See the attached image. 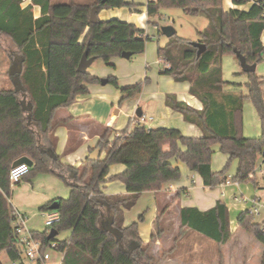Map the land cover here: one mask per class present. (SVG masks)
<instances>
[{
    "label": "trees",
    "instance_id": "16d2710c",
    "mask_svg": "<svg viewBox=\"0 0 264 264\" xmlns=\"http://www.w3.org/2000/svg\"><path fill=\"white\" fill-rule=\"evenodd\" d=\"M134 1H68L66 4L57 0H32L22 8L23 0H0V44L5 40L11 45L13 56L21 66L19 77L26 100L32 105L31 124L27 125L28 113L20 104L22 94L13 89L0 90V264L2 254L10 261L19 258L12 224L13 207L9 203L8 172L20 160L27 159L32 164L22 180L44 173L60 178L70 189L67 199L55 200L54 209L59 214L56 223L42 232L32 231L33 237L42 241L44 249L56 242V252L63 255L60 264H151L148 251L160 234L161 218L176 204L181 191L176 192L167 206L155 215L154 230L147 243H143L138 235V222L123 226V217L125 211L135 206L141 194L159 193L162 185L180 179L181 172L171 160L184 163L188 170L201 177L206 190H213L228 181L226 172L232 161H236V172L230 182H248L249 175L255 172L258 157L264 155V78L256 72L242 73L247 76L244 84L246 97L253 104L261 132L260 137L245 138L241 134L242 87L223 81L221 71L222 58L234 55V49L249 65H258L264 60V45L260 38L264 30V0H252V13L243 15L234 9L225 11L223 0H148L144 5L148 24L156 27L158 25L151 19L160 18L162 10L167 8H180L185 15H201L206 20L207 26L197 31L198 42L205 45L199 55L191 41L177 34L166 38L163 46L157 47V57L162 65L160 75L168 76L176 83L187 82L189 94L202 104V108L196 110L178 101L174 94L166 93L164 106L180 114L183 121L199 128L202 135L186 137L174 128L148 129L136 124L132 129L118 131L110 139L112 131L103 127L95 147L100 150V155L104 152L103 156L99 155L95 161L87 157L78 167L62 163L61 157L55 153L54 132L57 126L66 125L68 121L54 122V115L60 109H67L76 96L88 94V84L100 82L88 72H77L86 48L87 58H101L109 65L111 59L124 52L131 56L142 54L150 37L143 30L130 29L114 32L103 40L102 34L107 27L98 26L97 20L96 24H89L90 30L81 44L61 43L51 39L53 26H64L78 16L88 22L93 7L98 15L101 10L142 6ZM248 1L251 0H232V3L240 6ZM33 6L39 7L37 18L33 15ZM60 7L69 8L65 19L54 16V10ZM159 34L162 35L161 31ZM107 81L121 91V100L137 96L142 91L141 82L119 88L116 77ZM147 82L145 79L144 83ZM215 144L228 161L222 171L214 173L210 164ZM180 146H184L182 151ZM118 164L124 165L125 170L109 180L120 181L126 192L106 195L101 185L106 182L108 167ZM52 204L47 203L40 209L51 210ZM103 217L121 232L123 246L134 244L136 248L123 252L116 237L104 229ZM176 217L179 230L203 235L216 245L231 238L230 217L222 201L218 200L206 211L184 207ZM236 217V227L250 234L262 246L259 264H264V221L256 223L248 210ZM138 220L142 221V216ZM51 230L57 234L60 231L70 234L61 241L48 239Z\"/></svg>",
    "mask_w": 264,
    "mask_h": 264
},
{
    "label": "rangeland",
    "instance_id": "374dc122",
    "mask_svg": "<svg viewBox=\"0 0 264 264\" xmlns=\"http://www.w3.org/2000/svg\"><path fill=\"white\" fill-rule=\"evenodd\" d=\"M60 2L73 1L76 3H89L93 0H57ZM129 1V0H127ZM146 0H135L139 5H144ZM160 18L154 17L151 19L158 25V28L169 25L173 27L177 36L182 37L186 40L195 43L198 41L197 31L204 29L207 26L206 20L201 15L195 17L185 15L180 8H167L163 9L160 13ZM76 19V18H75ZM78 20V18H77ZM82 20H84L82 18ZM159 29V33H160ZM147 35L150 37V41L147 42L145 50L142 54L131 56L130 60H125L120 57H114L106 64L103 59L98 58L89 67L90 75L102 80L108 78H117L119 88L132 87L137 83H143L142 91L139 95L129 99L121 100V91L114 88L111 84H105L104 86L99 84H88L87 89L89 96L92 97L97 94L95 90L101 89L104 91L106 97L109 98V103L113 104L114 107H122V105L131 106L132 104H139L143 107L144 114L149 116L153 115L152 109L154 108V102L157 100L153 97L150 98L153 92H162L164 94L170 93L169 87L164 83L157 82L159 71L162 69V65H156V61L159 60L157 57V47L163 46L165 43V37L158 34L156 26L150 24ZM149 64V68L145 70V65ZM6 70L7 74L5 78H0V89L11 87L12 83H8L9 74L13 70V64L8 60L6 53L0 49V72ZM222 79L225 82H243L246 80V75L242 74L236 56L232 54L225 55L222 58ZM3 74V73H2ZM256 74L264 77V60L261 61L256 67ZM145 79L148 82L145 84ZM174 85V84H172ZM8 86V87H7ZM263 100H264V84L262 85ZM173 94V93H172ZM242 94L244 96L242 100L241 120L242 129L241 134L245 138H257L260 137V125L256 111L253 104L246 97L247 90L243 89ZM152 113V114H151ZM175 117H179L176 115ZM131 117L123 113L119 115L118 126L120 131L126 128H132ZM102 124V122H100ZM173 126V125H171ZM179 130L176 127H169ZM111 130V129H110ZM119 131V130H118ZM117 131V132H118ZM180 131V130H179ZM116 133L110 134V139ZM217 144L212 147L213 156L211 159L210 167L217 172L223 170L227 165L226 156L219 153L216 150ZM95 149V148H94ZM92 149V151L94 150ZM82 150V149H81ZM90 151V152H92ZM262 158L259 156L254 172V180H257V187L254 188L252 180L249 179L246 183L242 184V193L244 198L248 199V196L255 194L259 200L264 201V171L261 170ZM181 167L184 164L179 163ZM118 165H111L110 172L114 167ZM236 172V163L232 161L226 172V177L232 178ZM109 179V178H108ZM104 184V194L113 195L112 192L117 191L118 181H106ZM222 191L219 186L213 190ZM225 195L227 199L226 207L230 210L234 205L232 200L233 193H228V189H225ZM117 194V193H115ZM237 197L240 196L239 192ZM70 195V189L63 183V181L49 174L37 173L30 180H21L20 184L14 185L11 188V194L9 203L11 206L18 210L20 213H24L27 217L28 228L36 232H42L46 226L44 223V210L40 208L47 203H53L57 199H67ZM143 195V194H142ZM140 195V196H142ZM139 196V198H140ZM137 199L135 206L125 211L124 220L125 226L131 225L132 223L138 222V235L143 243H147L150 238V234L154 229L153 217L155 216L154 203L150 199V193H144V195ZM242 209H245L239 206ZM243 210L230 213L228 216L230 220L236 221V216ZM167 217L161 218L159 225L160 234L157 240L154 241L149 249V256L152 259L151 264H259L263 249L262 246L249 234L244 233L239 228H235L231 233V238L224 244H215L213 241L204 237L203 235L197 234L190 230H179V220L176 217V209L174 206L170 207L167 212ZM142 216V221L138 220V217ZM254 216V215H253ZM103 224L107 225L108 221L103 217ZM167 219V220H166ZM256 223H262L264 221V210L259 211V215L254 216ZM68 231H60L54 237L57 240H65L69 237ZM157 236V235H156ZM158 241V242H157ZM160 243V244H159ZM134 244L130 246H123L124 249L130 250ZM135 246V245H134ZM136 248V247H135ZM134 248V249H135ZM133 249V250H134ZM50 260L47 264H59L61 255L57 252H49ZM2 264H10V260L4 254L1 255Z\"/></svg>",
    "mask_w": 264,
    "mask_h": 264
},
{
    "label": "crops",
    "instance_id": "0c3cea01",
    "mask_svg": "<svg viewBox=\"0 0 264 264\" xmlns=\"http://www.w3.org/2000/svg\"><path fill=\"white\" fill-rule=\"evenodd\" d=\"M31 1L32 0H23L21 7L23 8L28 6L29 4H31ZM147 1L148 0H146L145 3ZM252 4H253L252 0L240 6L233 5L232 0L222 1V6L224 7L225 11L234 9L237 10V12L240 13L241 15L252 13ZM144 5L137 6L132 9L113 8L112 10H101L97 15V20H98L97 25L98 26L104 25L107 27V30L102 34V39L107 40L111 35L114 34V32L126 31L130 29L143 30L145 32V35H147V31L149 30L150 24H148L149 18L147 16ZM79 11H80L79 13H81L82 7L79 8ZM32 12L34 17L37 18L40 15L39 7L33 6ZM69 12L70 11L68 7H60L54 10V16L57 19H65L69 14ZM77 18L68 22L64 26L62 25L53 26V33L51 39L53 41H57L61 43L70 42V43L81 44L82 41L85 39L87 33L89 32L90 26L88 22L82 20L83 16L81 17L78 16ZM156 28L159 34L160 28L158 27ZM260 38L262 44L264 45V30L261 32ZM166 41L167 40L165 37V42ZM0 45H1L0 49H2L6 53L7 58L13 64V67L17 65V61L13 56L14 52L11 45H9V43L5 40H2ZM155 63L156 65H161V62L159 60L156 61ZM148 68H149V64L147 63L145 65V70H147ZM88 69L87 72L90 74ZM4 74H7L6 70L0 72V78L1 77L5 78ZM259 77H263V76H259ZM9 78L10 79H8V83H10L11 80L10 76ZM246 81L247 78L243 82L237 83L241 85L242 91L243 89L246 88L244 87ZM157 82H161L162 84L165 83L169 87L170 89L169 91H171L170 93H173L178 101L180 102L183 101L187 105H190L196 110L202 108V104L199 102V100L195 99L189 94V89H188L189 85L187 82L176 83L172 80V78L165 75L162 76L160 75V73L158 75ZM4 89H9V88H4ZM95 91L97 92L95 97L94 96L92 97L91 95L89 96L88 95L89 93L83 96L82 95L76 96L74 102L71 105H69L67 109H60L56 111L54 115V122L68 121L66 125L57 126L54 132L55 153L59 157H61V161L63 164L72 165L74 167L80 166L81 163L88 157L90 150L96 147L99 135L103 127H108L109 129H111L113 134L117 133L118 130L119 131L121 130L120 127L118 126L117 121L119 115L123 112L125 115L131 117L130 119L132 123V128L137 124V119L139 117H137L135 113L138 109H140L141 116H143L146 119L145 126L147 128L176 127L180 130L181 134H183L186 137L198 138L202 135V132L199 128H197L195 125L187 123L186 121H183L182 116H180V114L172 111L168 106L166 105L164 106L165 92L162 93L157 91L149 95L150 98L154 97L157 100V102H154L155 104H153L154 108L152 109V111L154 114L147 116L144 114L143 107L139 106V104L136 105L132 104L129 107L126 105H122V107H114L113 104L109 103V98L106 97L104 91H102L101 89ZM121 97H123L122 94ZM176 115H178L179 117H175ZM100 122H102V124ZM179 148L182 151L184 149V146H180ZM216 150H218V145L216 146ZM103 155L104 152H101L100 156ZM226 159L228 160L227 156ZM171 163L173 166L177 167L180 170L181 177L179 180L168 181L167 183L162 185L163 188L159 193H154V192L150 193V199H152V202L155 205L154 207L155 215L159 210L167 206L168 202H170V198L178 191H181V196L174 205V208L176 209V213L184 207H195L199 211L200 210L206 211L213 208L218 200L224 202L226 205L227 199L224 192L226 191L225 189H228L227 191L228 193H232V191H234L232 200L234 199V197H237L238 192L240 195L238 197L244 198L242 193V184L237 182L231 183L230 182L231 178L229 177H227L228 179L227 183L219 186L220 189H222V191L219 192L217 189L206 190L202 185L201 177L198 174L192 173L190 170H188V168L184 163H183L184 167H181V165L179 164L180 162H176V160L174 159L171 160ZM124 170H125V166L122 164H118V166L114 167L111 172H110V167H108V171H107L108 176L106 177V181H109L108 178L123 173ZM212 171L214 173L217 172L216 170L214 171L213 169ZM256 181L257 180H254V182H252V184H254V188H256L258 185ZM110 183H112V181H110ZM101 189L104 192V184L101 185ZM117 189H118L117 191L112 192L113 195L124 194L126 192V188H124V185L122 183L121 185L118 184ZM142 196H140V198ZM252 198H257V197L255 194L248 196V199H252ZM233 202L234 205L232 206V208H230V210L228 209L230 213L233 212L238 213L241 210L245 211L248 210L250 207V201L246 203H238L233 200ZM51 206L54 207L56 206V204ZM239 206L245 209H242ZM167 214L168 213L164 215L165 218L167 217ZM154 217H153V224L155 220ZM123 226H125V220ZM235 228H236V221L230 220V232L233 233Z\"/></svg>",
    "mask_w": 264,
    "mask_h": 264
},
{
    "label": "built area",
    "instance_id": "2783aa9c",
    "mask_svg": "<svg viewBox=\"0 0 264 264\" xmlns=\"http://www.w3.org/2000/svg\"><path fill=\"white\" fill-rule=\"evenodd\" d=\"M145 120L146 119L141 116L137 119V124L145 126ZM261 158L263 161L260 168L262 171H264V155ZM29 169L30 167L25 162L15 166L13 165L8 172L10 187L12 188L14 185L20 183L29 172ZM249 178L253 179L254 173L250 174ZM233 200L238 203H246L250 201V207L248 211H250V213L254 216L259 215V211L261 209L264 210V201L259 200L258 198L247 200L241 197H234ZM58 219L59 214L55 209L44 212V223L46 228H51ZM12 224L19 258L15 261H10V264H47V262L50 260L49 252H56V242H51L48 247L44 249L42 241L40 239L34 238L32 231L28 228L27 217L23 213H19L14 208ZM58 254L61 255L59 262L60 264L63 255L61 253Z\"/></svg>",
    "mask_w": 264,
    "mask_h": 264
},
{
    "label": "water",
    "instance_id": "95a60500",
    "mask_svg": "<svg viewBox=\"0 0 264 264\" xmlns=\"http://www.w3.org/2000/svg\"><path fill=\"white\" fill-rule=\"evenodd\" d=\"M90 15H89V19H88V23L89 24H96L97 23V10L95 7L91 8L90 9ZM161 31V34L164 35L166 38H169L171 36H173L174 34H176L175 30L173 29V27L169 26V25H166V26H162V28L160 29ZM192 45L194 47L197 48V55H199L201 52H203L205 50V45H203L202 43L196 41L195 43H192ZM87 53H88V47L86 48V50L84 51V53L82 54V57H81V61L78 65V68H77V72L78 73H83V72H87V69L92 65V63L95 61L94 58H87ZM233 53L234 55L236 56L237 60H238V63H239V66L241 68V71L245 74V73H254L256 72L255 68H256V64H252V65H249L247 62H246V59L243 55L240 54V52H238L237 50H233ZM120 58H123L125 60H130L131 59V54L130 53H122ZM20 72H21V66L17 63V65H15L13 67V70L12 72L9 74V76L11 77V83H12V86H13V90L18 93L20 92L22 94V99L20 101V104H21V109L24 111V112H27L28 115H27V125H30L31 124V116H30V113L32 112V105L30 102H28L26 100V93H24V88L22 86V83H21V80H20ZM107 79H102L100 80V83L101 85H105L107 84ZM135 115L137 117H141V111L140 109H138L135 113ZM100 150L98 148L94 149L92 152L89 153L88 155V159L91 160V161H95L97 160L100 156ZM22 162H25L28 164L29 167H31V162L27 159H24V160H20L18 162H16L14 164L15 165H18ZM105 206H108L106 204H104ZM56 206L52 207L51 210H54ZM104 229L109 231L114 237H116V240L117 242L119 243V247L121 248V250L123 252H129L131 250H133L135 248V246L133 245L132 248H130V250H126L124 249L121 241H122V235H121V232L120 231H117L115 230L113 227H112V223L111 221L108 219V223L107 225L104 226ZM57 232L55 230H51L49 232V235H48V239H53L55 236H56Z\"/></svg>",
    "mask_w": 264,
    "mask_h": 264
}]
</instances>
